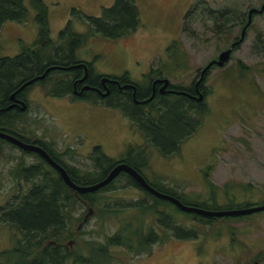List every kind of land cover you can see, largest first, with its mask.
Instances as JSON below:
<instances>
[{"label":"rangeland","instance_id":"rangeland-1","mask_svg":"<svg viewBox=\"0 0 264 264\" xmlns=\"http://www.w3.org/2000/svg\"><path fill=\"white\" fill-rule=\"evenodd\" d=\"M43 1L48 22V39L43 44H66L67 36L60 39L58 31L68 22L69 28L81 37L75 55L93 60V66L101 72L115 75L126 72L132 80L143 84L144 75L160 70L161 75L187 86L196 69L238 35L233 26L223 35L206 30V7L219 10L235 7L244 13L248 6H257L261 0H133L139 23L132 31L115 38L94 31L85 19V15H98L113 0ZM23 3L27 8L25 19L5 20L0 25V56L14 55L37 40L40 42L34 11L27 0ZM188 9L192 14L188 15ZM175 39L181 51L176 47L172 50ZM238 62L247 68L239 69ZM263 69L264 9L252 16L243 40L233 48L229 59L222 66L209 69L204 81L205 112L199 115L194 132L180 143L175 153L166 156L117 108L44 93L41 84L29 89L30 109L17 115L15 123L25 135L45 136L54 146L61 147L66 151L62 157L65 162L82 172L92 168V164L87 153L77 152V146L85 149L98 144L110 157L126 153L137 163H143L139 169L149 182L161 181L188 196L197 195L208 205L215 203L221 207L228 201L252 205L264 200ZM65 138L71 140L66 143ZM7 150L0 143V204L18 193L16 180H20L22 187L27 185L23 178L9 176L7 165L12 154L25 159L28 155ZM206 177L216 188L213 199H204L208 195ZM100 195L101 201L124 210L99 216L90 205H85L76 211L75 215L81 218L88 206L92 209L79 226L78 218L69 223L74 235L67 239L69 242L66 240L69 248L84 255H87L86 241H103V235L115 231L118 224L130 219L135 223L142 220L144 225L153 222L150 212L139 213L140 210L128 206L135 200L153 201L139 188L127 184L124 176L117 177ZM156 208L185 226L193 224L196 234L186 238L168 235L141 253L110 246V264H264V210L241 217H217L213 223L202 224L171 205L158 203ZM15 238L16 231L0 222V251L10 247ZM62 264L83 263L67 259Z\"/></svg>","mask_w":264,"mask_h":264},{"label":"trees","instance_id":"trees-1","mask_svg":"<svg viewBox=\"0 0 264 264\" xmlns=\"http://www.w3.org/2000/svg\"><path fill=\"white\" fill-rule=\"evenodd\" d=\"M27 1L34 11L40 42L37 40L36 43L24 47L14 55L0 56V95L3 98L10 90V84L17 81L19 77L29 74L32 68L38 70L41 64L44 65L43 62L47 60L45 54L51 49V45L43 44V41L48 39L46 4L43 0ZM23 2L24 0H0V25L5 20L20 21L25 19L27 8ZM189 10H187V13ZM85 19L94 31L110 38L119 37L132 31L139 23L138 11L133 0H113L110 5L103 7L98 15H85ZM58 34L60 39L67 36L66 44L72 47L77 46L81 41L80 35L69 28L68 22L59 29ZM174 44H176V41L172 40L171 45ZM34 63L36 64L34 65ZM238 63L239 69L247 68L244 63ZM125 95H115L114 103H121L123 114L129 117L131 122L142 132L145 139L165 156L178 150L180 143L197 128L200 120L199 115L205 112L203 103L194 102L184 95H173L171 97L160 96L145 112L138 115L137 111H134V114L132 108H128L135 106L129 104L131 103L130 97L127 94ZM164 98L167 99L164 100ZM6 114L2 110L0 111V129L10 132V130L5 129V125L8 126L7 120L8 117H11ZM0 140L5 139L0 138ZM130 150L133 149L130 148ZM95 155L97 158H95ZM90 157L92 168L84 170L83 174L72 175V179L76 183H89L103 177L108 169L118 161L115 158L106 156L101 148H97L95 154L93 153ZM124 157L123 162L132 166L142 175L139 167L143 163H137L127 155H124ZM30 171L32 172L31 176L35 179H27V176H29L27 172ZM202 173L206 174L205 171H202ZM18 174H22L24 183L29 182L32 185L23 193L10 195L12 196L10 199L0 204V222L8 224L16 231L15 240H11L12 245L0 251V257L2 258L0 264H62L67 259L83 264H110L112 258L109 250L110 246H123L127 250H132L133 253H141L145 252L151 244L163 240L168 235L186 238L196 234L197 229L193 224L185 226L177 222L171 214L163 210L158 212L156 208L158 203L171 205L195 223L202 224L213 223L217 217L227 218L245 215L205 216L183 211L172 202L155 197L143 189L124 171H120L112 180L98 189L83 192L69 189L60 177L45 174L41 168L26 169L24 173L19 172L16 176ZM119 176H124L127 184L139 188L152 199L153 203L140 199L128 203V206L130 205V209L135 211L140 210L139 213L150 212L153 222L144 225L142 220L135 223L134 220L130 219L125 221L124 224H118L115 231L103 235V241H86L85 253L87 255L80 253L79 250L77 252V250L69 248L67 245L69 240L67 239L72 238L74 235L69 223L77 218L81 222L84 221H82V217L79 218V215H75L77 210L85 205H90L91 208L97 211L95 213L99 216L124 210L123 207L111 206L108 203L107 205L105 201H101L102 197L100 195V192L110 187L112 181ZM19 181L16 180L18 186H22ZM146 181L156 189L176 196L183 203L203 208L217 209L249 205L247 202L230 203V201L227 205L221 207H218L215 203L208 205L206 201H203V198L199 199L197 195L188 196L174 190L172 186L163 184L161 181ZM206 182L208 184V195L204 199H213L217 195L216 188L213 187L207 177ZM224 191V193H227V188Z\"/></svg>","mask_w":264,"mask_h":264},{"label":"flooded vegetation","instance_id":"flooded-vegetation-1","mask_svg":"<svg viewBox=\"0 0 264 264\" xmlns=\"http://www.w3.org/2000/svg\"><path fill=\"white\" fill-rule=\"evenodd\" d=\"M261 2L262 0L260 1V3ZM260 3L257 6L255 5H250V6L259 7ZM250 6H248L247 8H249ZM246 10L243 13L241 11H237L235 7L234 9H230L227 6H225L224 8H221L219 10V9H212L209 6H207L206 12L204 14V22L205 21L207 22L205 28L212 34L223 35L226 32L228 33L230 26H233L238 29V35H239L242 25L246 21ZM189 11H188V15L192 14V11L191 10ZM261 12L251 13V19L248 25L245 27L244 35L246 29L251 24L252 16L255 14H260ZM238 35H234L225 47H227L232 41L236 40ZM243 38L239 42L234 44L233 48L237 46L243 40ZM178 44L179 43H177L176 41V44L171 45L172 50H174L175 47L179 48L180 50ZM51 47H52V49H50L51 51L45 54L47 60L43 62L44 65L41 64V67H39L38 70L32 68L29 74H26L23 77H19L17 81L10 84V90H8V92L6 93L5 98H3L2 95H0V111L2 110L4 113H7L6 115L11 117V118L8 117L7 120L8 126L5 125V129L10 130V132H7L6 130L3 131H6L7 133L21 139L24 142L34 143L40 146L42 149L45 150V152L53 161H55L64 168L67 175L74 183L76 182L72 179L73 176L75 175L77 176L83 173L80 169L73 167L72 165H69L67 162H65V160L62 157L63 154H66V151H63L61 147L57 148L56 146H54L52 141L48 138H45V136H35L33 133L30 136L25 135V132L19 129L20 125L18 123H15L17 115L26 112L30 109L27 93L32 86L36 84H41L43 85L44 93L48 92L51 95H56L68 99L81 101L85 104H90L100 107L101 106L115 107L122 114L123 112L121 110V103L117 102L115 104L114 96L115 95L126 96L125 94H127L130 97V101H131V103L129 104L135 106V107L130 106L128 108H132L133 113L134 111H137L138 112L137 114L139 115V113L145 112L150 105L154 104L156 99H158L160 96L171 97L173 95H184L188 97L190 100L194 102L203 103L204 105V98L207 93L206 88L204 86V81L208 76V71L213 66L215 67L222 66V65H216L215 63H211L200 75L201 68L210 59L216 58L217 53L222 49L221 48L218 50L215 56L210 57L207 61L204 62L203 65H201L198 69H196L195 76L194 77L192 76L187 86L180 85L177 82L170 80V77L161 75L160 70L158 71L154 70L151 71L154 72L153 74L144 75L145 83L142 84L138 81L132 80L127 75L126 72L121 73L119 75L101 72L99 69H96L93 66V62H92L93 60H84L82 58H78L75 55L76 46L72 47L70 45L61 44L59 46L51 45ZM35 64L36 63H34V65ZM149 69L150 66L147 68V71H149ZM162 78H167V83L163 86H162L163 82L160 80ZM28 79L31 80L26 82V80ZM198 94L200 95V99H196V96ZM166 99L167 98H164V100ZM21 103L23 104V108L20 107ZM130 123L133 126H135L137 129H139L133 122H131V120ZM30 131L33 132V129H30ZM70 140L71 138L63 139V141L66 143H68ZM0 143L7 146L8 153L9 152L12 153L13 151L14 152L19 151L20 155L22 154L28 155L27 159H25L24 156H19L15 154H12L8 157V161H10V164L7 165V172L9 173V176L11 177L13 176L15 179H20L23 178V176L22 174H18V176H16L17 173L19 172L24 173L26 169L34 170L37 168H41L45 174H51L52 176L60 177L58 171L36 151L25 150L8 140H0ZM77 148H79V151H77L78 153L81 154L87 153L86 156L91 161L90 156L93 153L95 154V151L97 150V148H100V146L98 144H90L88 147H85V149H81L80 146L79 147L77 146ZM124 155H127L128 157H132V155L130 154L123 153L119 157L115 158L118 160L117 162H123L122 159L125 158ZM95 158H97L96 155ZM95 162H97V160H95ZM27 174L29 175L27 176V179L28 178L35 179V177L31 176L32 175L31 171L27 172ZM60 179L62 180L61 177ZM76 184H86V183H76ZM31 185L32 184L28 182L27 187L18 186L17 188L18 193H23ZM88 209H90L89 206L87 207L86 212ZM85 213L82 216V221L85 220L86 216L88 215L87 214L86 216H84ZM80 224L81 221L78 222L77 226H79Z\"/></svg>","mask_w":264,"mask_h":264},{"label":"water","instance_id":"water-1","mask_svg":"<svg viewBox=\"0 0 264 264\" xmlns=\"http://www.w3.org/2000/svg\"><path fill=\"white\" fill-rule=\"evenodd\" d=\"M264 7V0L260 3L259 7L255 6H250L246 10V21L242 25V28L239 32V35L236 40L232 41L227 47L222 48L218 53L216 58L210 59L200 70V75L203 73V71L211 64L215 63L216 65H222L230 55L231 50L233 49L234 44L239 42L244 35L245 27L248 25L251 19V13L253 12H261ZM33 79V77H32ZM31 79L26 80L28 82ZM163 83L162 86L167 83V78H162L160 79ZM196 99H200V95L198 94L196 96ZM21 108H23V104L21 103L20 105ZM0 138H3L5 140L13 142L15 145L19 146L20 148H23L25 150H33L39 153L45 160H47L59 173L60 177L62 180L65 182V184L74 190L77 191H92L95 190L106 183H108L110 180H112L117 173L120 171H124L125 173L129 174L137 184H139L142 188L147 190L149 193L154 195L155 197H160L163 199H166L170 202H172L176 207L183 211H190L194 212L197 214L205 215V216H226V215H238V214H248L254 211H260L264 210V200L258 204H252V205H246V206H240V207H232V208H217V209H208V208H203L197 205H192V204H187L183 203L177 198L176 196L163 192L161 190L156 189L152 185H150L146 179L137 171L135 170L132 166L125 162H116L113 164L108 171L105 173V175L91 183H86V184H76L74 183L69 176L67 175L66 171L64 168L53 161L48 154L45 152L44 149H42L40 146L34 144V143H29V142H24L21 139L7 133L6 131H3L0 129ZM90 209L87 210L84 216L88 214Z\"/></svg>","mask_w":264,"mask_h":264},{"label":"bare ground","instance_id":"bare-ground-1","mask_svg":"<svg viewBox=\"0 0 264 264\" xmlns=\"http://www.w3.org/2000/svg\"><path fill=\"white\" fill-rule=\"evenodd\" d=\"M2 139H3V138H2ZM117 174H118V173H117ZM117 174H116V175H117ZM97 189H98V188H97ZM95 190H96V189H95ZM92 191H93V190H92ZM80 192H83V191H80Z\"/></svg>","mask_w":264,"mask_h":264}]
</instances>
